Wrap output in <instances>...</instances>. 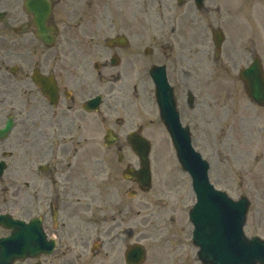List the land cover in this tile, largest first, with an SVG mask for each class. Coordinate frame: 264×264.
<instances>
[{"label":"flooded vegetation","instance_id":"1","mask_svg":"<svg viewBox=\"0 0 264 264\" xmlns=\"http://www.w3.org/2000/svg\"><path fill=\"white\" fill-rule=\"evenodd\" d=\"M74 3L93 7L98 19L86 21V32L81 33L86 35V48L29 50L24 56L30 62L24 59L21 67L10 72L15 81L4 87L5 97L0 101L4 104L3 125L10 117L14 120L11 132L0 140V159L5 161L0 178L4 212L26 222L41 219L47 239L54 243L50 254L43 252L35 259L41 264H135V257L131 263L126 259L133 246H143L147 259L150 251L140 240L144 236L138 239L133 226H123L135 220L138 210L122 207L119 189L114 199L109 191L111 208L106 209V187L115 186L110 181L113 171L108 180L97 183L89 175L90 166H95L93 171L107 161L136 166L126 160L130 148L120 137L125 126L120 114L142 116L141 91L150 89L154 99L155 86L149 74L152 66H165L181 119L191 126L183 115L186 108L192 111L201 104L202 82L220 83L224 91L220 96L225 94V100L232 97L235 55L241 51L250 57L260 55L264 22L251 20L246 0H205L201 6L196 0H55L53 10L54 5L63 4L68 15L66 8ZM48 24L58 26V21L49 18ZM22 29L24 35L35 37L32 15ZM230 34L240 35L242 47L228 46ZM114 37L120 41L109 44L107 40ZM138 40L151 41L148 53L146 48L137 47ZM204 58L212 69L201 77ZM34 71L40 78H48L46 84L53 97L34 81ZM97 96V111L86 110L85 103ZM151 104L155 109L156 104ZM92 156L95 159L91 162ZM90 200L104 205L94 206L97 211L93 215L101 228L99 239L89 246L86 220L91 221ZM9 233L5 231V235Z\"/></svg>","mask_w":264,"mask_h":264},{"label":"rangeland","instance_id":"2","mask_svg":"<svg viewBox=\"0 0 264 264\" xmlns=\"http://www.w3.org/2000/svg\"><path fill=\"white\" fill-rule=\"evenodd\" d=\"M248 2L247 14L251 20L264 22V0H249ZM62 5H55L51 17L54 21H58L60 27V34L52 48H71L73 46L86 48V35L83 36L81 33L86 32L88 25L86 21L98 20L97 17H94V8L87 9L88 5L75 6L74 3L70 9L66 8L69 12L66 15V10ZM0 9L8 11L6 17L0 21L1 101L5 97L3 95L4 87L15 81L12 75L5 72L6 68L9 69L13 65L21 67L23 61L30 62V58L24 56L25 53H28L29 50L36 51L47 47L36 40L34 36L24 35L25 29L14 30V27L23 26L28 18L23 0H0ZM80 11L83 13L79 14ZM234 19L236 20L237 17ZM261 32L264 36L263 29ZM230 37L229 47L235 49L242 47L243 40L240 39L239 34H230ZM210 41L211 36L209 35L207 39L209 48L211 47ZM150 43V40L136 42L137 47ZM260 43H262L260 56L264 63V38ZM205 49L210 51L206 47ZM250 60V55L243 51L235 55L233 95L227 100L223 98L225 94L220 96L221 93H224L223 88L219 87L220 83L202 82L201 104H196L192 111H188L186 108L183 120L192 126L194 146L210 161L209 175L215 186L226 190L235 199L242 194H246L250 198L251 205L245 225L246 233L249 236L259 235L264 238V106L258 105L250 99L238 72V67L246 65ZM203 64L205 67L201 66L199 70L201 77L208 76L207 74L212 69V64L205 58ZM207 91L211 92L210 96H207ZM150 95V89L139 93V105L141 106L139 114L142 116L134 118L133 116L126 117V114L123 113L120 115L125 118V126L121 127L124 130L123 133L143 124L145 135L153 144L150 155L153 172L152 188L146 192L138 191L133 198L129 197L127 194L131 183L121 176V171L125 168L124 163L118 165L117 162L115 164L107 161L97 168V171H93L95 166L91 165L89 175L93 182L101 183L105 178L108 180L110 171H113V178L110 181L115 186L113 188H110L109 185L106 187V209L111 208L109 199L112 196L109 191H112L114 199L115 193L119 189L122 207H135L138 210L135 220L124 222L123 226H133L139 233L138 239L142 236L145 237L140 240L146 244L150 251L144 264H202L197 255L198 247L192 242L193 224L188 217L189 209L195 202V195L190 187L191 179L180 168L170 136L157 116V108L152 109L153 94L151 97ZM213 96L215 99L211 100ZM3 105L0 102V126L4 122V116L1 115L3 114ZM126 156V160L132 161L133 165L136 163L137 158L131 149L126 152ZM94 159L95 157H90L91 162ZM2 186L1 184L0 212L6 210ZM98 193L97 190L96 199H98ZM90 202L91 221L86 220L90 226L89 246L93 241L99 239V229L101 228L100 220H97L93 215L97 211L94 206L104 205L100 201L90 200ZM3 233L5 231L0 228V235ZM99 243L100 240L96 242L97 245ZM86 250L88 251V248ZM95 260L96 258L93 263ZM32 262L33 260L27 259L18 264H32ZM122 264L124 263L122 262Z\"/></svg>","mask_w":264,"mask_h":264},{"label":"water","instance_id":"3","mask_svg":"<svg viewBox=\"0 0 264 264\" xmlns=\"http://www.w3.org/2000/svg\"><path fill=\"white\" fill-rule=\"evenodd\" d=\"M28 11L33 12L37 24V36L47 43L54 41L51 27L46 19L51 10L48 0H25ZM5 12H0V19ZM161 68V70H158ZM164 67H156L157 102L161 119L166 125L177 151L182 168L188 171L193 180L197 202L190 210V217L195 225L194 243L200 247L199 256L204 264H264V239L254 235L248 237L244 231L250 200L246 195L234 200L225 191L218 190L211 184L208 170L209 162L192 145L191 132L183 126L176 109L172 87L168 85ZM250 96L264 105V70L259 58L255 57L251 65L241 71ZM10 121L0 129V138L10 131ZM130 144L141 156V169H127L125 178L136 179L144 187L151 182L149 142L140 135L131 133ZM2 167H0V173ZM7 215H0V224L12 227L9 237L0 238V264H12L15 259L38 256L40 247L35 243L44 239L42 226L34 222L28 227L19 220H10ZM31 224V223H30ZM135 245L126 256L131 263L135 257L136 264L142 262L144 251Z\"/></svg>","mask_w":264,"mask_h":264}]
</instances>
